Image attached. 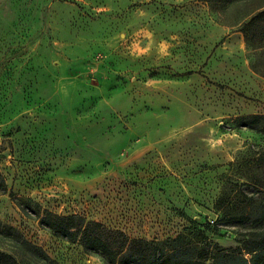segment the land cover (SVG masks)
<instances>
[{
  "label": "rangeland",
  "instance_id": "rangeland-1",
  "mask_svg": "<svg viewBox=\"0 0 264 264\" xmlns=\"http://www.w3.org/2000/svg\"><path fill=\"white\" fill-rule=\"evenodd\" d=\"M264 0H0V264H109L42 212L239 244L264 206ZM216 224L219 235L203 230Z\"/></svg>",
  "mask_w": 264,
  "mask_h": 264
},
{
  "label": "trees",
  "instance_id": "trees-1",
  "mask_svg": "<svg viewBox=\"0 0 264 264\" xmlns=\"http://www.w3.org/2000/svg\"><path fill=\"white\" fill-rule=\"evenodd\" d=\"M258 17L264 20V11ZM239 126L264 129V115L241 117ZM232 219L245 229L235 232L239 244L229 248L204 243L206 237L183 244L180 236L165 241L130 239L120 230L82 216H62L49 211L42 212L40 223L53 234L78 240L86 249L101 254L109 264H264V206L253 215L241 214ZM220 221L223 220L202 225L199 233L210 231L219 235L216 224Z\"/></svg>",
  "mask_w": 264,
  "mask_h": 264
}]
</instances>
